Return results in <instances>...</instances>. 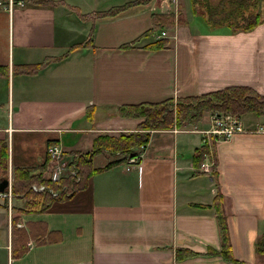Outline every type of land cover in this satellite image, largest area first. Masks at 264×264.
<instances>
[{"label":"crops","instance_id":"crops-1","mask_svg":"<svg viewBox=\"0 0 264 264\" xmlns=\"http://www.w3.org/2000/svg\"><path fill=\"white\" fill-rule=\"evenodd\" d=\"M44 1L25 0L12 11L0 5V142L7 151L0 181L9 180L6 189L13 190L16 167L42 170L51 141L64 153L42 174L62 180L70 175L75 152L91 151L99 134L138 130L144 118L121 115V104L230 85L264 94V22L221 31L176 16L173 28L162 29L166 35L159 30L143 36L155 13H168L157 0ZM116 6L127 11L96 21L83 16ZM162 37L172 39L168 47H150ZM127 42L131 45L122 46ZM90 105L94 119L87 116ZM252 119H245L247 125ZM203 142V135L184 127L153 129L139 164L126 161L98 172L85 188L44 210L29 209V198L12 191L11 204L0 201V264H258L264 132L217 141L218 177L195 174L190 156ZM109 159L95 155L94 164ZM205 160H211L209 154ZM219 190L237 260L220 251L213 206ZM183 247L197 253L177 255Z\"/></svg>","mask_w":264,"mask_h":264},{"label":"trees","instance_id":"trees-1","mask_svg":"<svg viewBox=\"0 0 264 264\" xmlns=\"http://www.w3.org/2000/svg\"><path fill=\"white\" fill-rule=\"evenodd\" d=\"M35 3L45 4L47 1L34 0ZM152 0H140V3H148ZM225 0L220 2V5H224ZM233 4V12L236 13L237 8L240 7L241 12L244 14L243 19L239 21L229 20V25L234 30H247L257 26L259 23L264 21V11L260 6L264 3V0H230ZM208 4V0H192L193 10L197 11L199 6H205ZM263 6V5H262ZM257 8V9H256ZM127 11L126 6H116L108 10L94 11L90 14H84L85 18L98 19L116 17L124 14ZM155 23L150 29L145 31L143 36L153 34L162 29L173 28L177 23L176 17L173 13H155ZM183 20L180 14L179 21ZM142 37H138L140 39ZM92 39L87 40L84 45L92 43ZM172 39L170 37H162L154 42L150 47H168ZM83 44V43H81ZM80 45H72L70 49L76 48ZM130 42L123 44L122 46H129ZM68 52L60 56L53 57L54 59L62 58L66 56ZM49 59L32 65V68L37 69L38 67L47 64ZM175 103L174 97H169L164 100L155 102H140V103H125L119 106V113L123 116L132 117H143L144 120L141 122L140 127L144 129H138L133 131H120L119 133H101L94 139L93 148L88 152H75L74 160L70 164L73 167L74 162L78 164V171L81 176V180L76 181L72 175L66 179L54 180L47 179L43 176L42 171L46 169L51 155L48 152V157L40 165L41 171L37 172L34 166L28 167H16L15 168V179L13 180V191L15 193L22 194L29 198L28 208L32 210H44L51 206L56 199H68L77 190L85 188L91 176L94 174L116 166L122 162L128 161L133 155H138L142 152L150 139V132H146L148 128L159 129V128H173L181 127L186 123H197L203 118L204 112L209 110H220L225 112H233L236 114H243L248 111H257L258 113L264 112V94L257 91L255 88L246 85H230L225 88L217 89L207 93L188 95L183 97H177V106L175 108L171 105ZM95 107L90 105L87 108V116L94 119ZM2 143L0 147V163L4 166L2 161L3 153L7 151L5 149V143ZM55 142L51 141L49 146L54 145ZM120 153V155H116ZM99 154H106L107 156L115 155L113 159H109L103 165L97 166L94 164V156ZM210 156L213 164L211 171L202 170V166L205 162V158ZM193 158L196 162L195 174L212 173L218 177V156L216 149V141L206 140L203 144L195 149ZM7 168V158L5 160ZM33 183H46L47 185L59 189L62 188L63 184H68L67 190H61L59 195H53L49 190L45 192H39L33 189ZM69 192V194L67 193ZM224 194L222 190H219L215 195L214 208L216 210L217 218L219 221L220 232L222 236V249L220 250L227 258L237 260L232 253L231 235L229 229L228 216L224 208ZM207 206V205H206ZM185 251L186 254H181L180 251ZM256 250L259 254L258 264H264V231L258 237L256 241ZM177 255L181 257L192 256L197 252L189 248H178Z\"/></svg>","mask_w":264,"mask_h":264},{"label":"rangeland","instance_id":"rangeland-1","mask_svg":"<svg viewBox=\"0 0 264 264\" xmlns=\"http://www.w3.org/2000/svg\"><path fill=\"white\" fill-rule=\"evenodd\" d=\"M221 1L222 0H208V4L205 6H199L197 11L193 10L192 0H157V5L159 7L166 8V10H168L169 13H173L175 17L180 16L181 14L183 18L190 19L192 22V25L200 29L211 28V29H219L221 31H224V30L238 31V30H234L229 25L228 21L229 20L239 21V19H243L242 17L244 16V14L241 12L242 9L238 7L237 9L240 11H237L236 13H234L233 9L235 5L233 7V4L230 2V0H225L224 5H220ZM262 5L260 6L261 7L260 9L264 11V3ZM171 9H173V11ZM241 30H244V29H241ZM20 70H21V66L17 65L16 71L19 72ZM12 85H13V82H12ZM16 85H17V81H16ZM15 90L17 91V87L15 88ZM174 98H175V103L171 105V107L173 108L177 106V97H174ZM205 112L208 113L210 111L207 110ZM250 115L253 116L252 120L254 122L251 123L252 125L249 126L247 125L245 119L248 120ZM241 117H242L241 120L243 121V125L245 127L244 132H257V131L258 133L264 132V112L258 113L257 111H248V112L241 114ZM213 123H214L213 120H211L210 117L209 119L207 117V119H200L197 123L183 124V126L181 127H184L185 129L190 130V131L191 130L196 131L197 133L201 134V136L205 134L211 137V131L214 129ZM144 128L145 127H140L139 129L142 130ZM239 133H243V132H239ZM211 142H213V140ZM103 155L105 158H110V159L116 158L114 157L115 155H110V154L109 156H107L106 154H103ZM116 155L118 156L120 154L116 153ZM190 157L193 158V154ZM100 158L101 157L97 158V160H99Z\"/></svg>","mask_w":264,"mask_h":264},{"label":"built area","instance_id":"built-area-1","mask_svg":"<svg viewBox=\"0 0 264 264\" xmlns=\"http://www.w3.org/2000/svg\"><path fill=\"white\" fill-rule=\"evenodd\" d=\"M19 4V5H24L25 0H0V5L2 7H5L9 9L10 11L13 10L14 5ZM162 34H166L165 30L162 31ZM206 117V118H205ZM209 119L213 120V127L214 129L211 131V137L207 136L204 134L203 140L204 142L206 140L209 141H220L223 139H228L231 136L235 135L236 133L239 132H244L245 127L243 125V121L241 120V115L236 114L233 112H225V111H220V110H213L208 113H204V119ZM153 129L148 128L146 132H151ZM142 131V130H141ZM48 152L51 155V159H59L63 156L64 150L62 147H60L58 144H54L48 147ZM120 154V153H118ZM74 158L70 161L69 167L71 168L70 170V175L74 177L76 181L81 180V176L78 171V164L77 162H74L73 167L70 166V164L73 162ZM128 161L130 163L134 164H139L140 163V155H133L131 156ZM58 169L61 170L64 166L63 165H58ZM202 169L205 171H211L212 170V163L210 160H206L202 166ZM69 175V176H70ZM62 177L54 180H61ZM33 189L36 191H42L45 192L49 190L53 195H59L61 193V190H67L68 189V184H63L62 188L55 189L46 183H33L32 185ZM69 194V192H67ZM12 197H13V192L12 189H8L6 191H0V201L2 199H8L9 204L12 203ZM1 242V240H0ZM1 244V243H0Z\"/></svg>","mask_w":264,"mask_h":264},{"label":"water","instance_id":"water-1","mask_svg":"<svg viewBox=\"0 0 264 264\" xmlns=\"http://www.w3.org/2000/svg\"><path fill=\"white\" fill-rule=\"evenodd\" d=\"M8 183H9V180L7 178L0 181V190L5 189V187L8 185Z\"/></svg>","mask_w":264,"mask_h":264}]
</instances>
